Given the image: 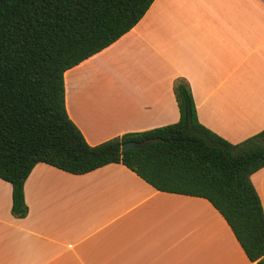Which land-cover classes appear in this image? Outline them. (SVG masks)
I'll return each mask as SVG.
<instances>
[{
  "label": "crops",
  "instance_id": "0c3cea01",
  "mask_svg": "<svg viewBox=\"0 0 264 264\" xmlns=\"http://www.w3.org/2000/svg\"><path fill=\"white\" fill-rule=\"evenodd\" d=\"M232 144L264 130V0H155L114 44L65 73L91 146L180 120L174 85ZM264 207V168L252 175ZM12 214L0 179V264H257L206 199L158 191L122 164L75 175L37 164Z\"/></svg>",
  "mask_w": 264,
  "mask_h": 264
},
{
  "label": "trees",
  "instance_id": "16d2710c",
  "mask_svg": "<svg viewBox=\"0 0 264 264\" xmlns=\"http://www.w3.org/2000/svg\"><path fill=\"white\" fill-rule=\"evenodd\" d=\"M154 2L0 0V179L12 186V214L28 215L25 183L39 163L75 175L122 164L158 191L208 200L248 259L264 264V207L252 182L264 168V130L238 144L218 136L200 123L184 79L174 85L176 124L91 146L68 114L65 73L130 32Z\"/></svg>",
  "mask_w": 264,
  "mask_h": 264
},
{
  "label": "water",
  "instance_id": "95a60500",
  "mask_svg": "<svg viewBox=\"0 0 264 264\" xmlns=\"http://www.w3.org/2000/svg\"><path fill=\"white\" fill-rule=\"evenodd\" d=\"M157 141V140H155ZM155 141H147V142H129V143H125L122 146V151H128V150H140V149H144L148 146H150L152 143H154Z\"/></svg>",
  "mask_w": 264,
  "mask_h": 264
}]
</instances>
